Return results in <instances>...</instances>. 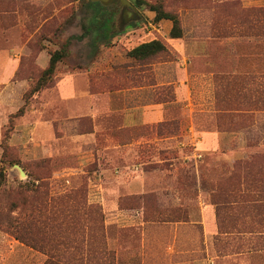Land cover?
I'll return each instance as SVG.
<instances>
[{
    "label": "rangeland",
    "instance_id": "374dc122",
    "mask_svg": "<svg viewBox=\"0 0 264 264\" xmlns=\"http://www.w3.org/2000/svg\"><path fill=\"white\" fill-rule=\"evenodd\" d=\"M128 1L0 0V264H264V0Z\"/></svg>",
    "mask_w": 264,
    "mask_h": 264
},
{
    "label": "trees",
    "instance_id": "16d2710c",
    "mask_svg": "<svg viewBox=\"0 0 264 264\" xmlns=\"http://www.w3.org/2000/svg\"><path fill=\"white\" fill-rule=\"evenodd\" d=\"M137 4L139 3V0H133ZM104 9H107V7H103ZM154 10V9H153ZM155 11V20L158 22L160 20L166 19L170 20L172 23L169 36L172 39H179L182 36V31L179 26V21L176 16L170 15L168 13H164L160 10H154ZM165 47L163 44H161L159 41H151L148 43L140 44L139 46L133 48L131 51H129L128 55L134 59H143L148 56L160 53L165 51ZM65 57V50L56 51L50 56L49 64L47 68L42 72L39 79L36 81L33 87L30 88L29 94L33 95L34 93L38 92L42 88H46L51 84V77L54 73V69L57 63H59L63 58ZM53 264V263H51Z\"/></svg>",
    "mask_w": 264,
    "mask_h": 264
},
{
    "label": "water",
    "instance_id": "95a60500",
    "mask_svg": "<svg viewBox=\"0 0 264 264\" xmlns=\"http://www.w3.org/2000/svg\"><path fill=\"white\" fill-rule=\"evenodd\" d=\"M92 2H99L105 6H110L113 2L118 1L121 7H131V3L128 0H91Z\"/></svg>",
    "mask_w": 264,
    "mask_h": 264
}]
</instances>
